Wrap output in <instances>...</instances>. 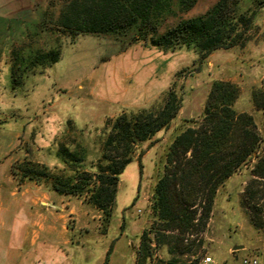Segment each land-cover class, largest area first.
<instances>
[{"label": "rangeland", "instance_id": "rangeland-1", "mask_svg": "<svg viewBox=\"0 0 264 264\" xmlns=\"http://www.w3.org/2000/svg\"><path fill=\"white\" fill-rule=\"evenodd\" d=\"M63 1L0 0V185L38 187L57 199L73 252L85 255L88 264H124L129 258L134 264H199L208 256L216 264H243L245 258H261L257 248L264 243V225L255 226L242 193L250 168L219 189L209 222L198 233L153 229V204L168 149L192 121L200 120L215 81L238 87L235 109L251 114L262 129L252 93L264 89V8L244 46L215 51L199 63L194 48L160 50L137 28L71 35L57 22ZM161 1L170 5L161 23L166 30L179 20L204 15L218 0H197L189 11L180 9L179 0ZM251 7L249 1L240 5L242 12ZM54 48L61 49L59 61L35 70L15 55L31 58ZM171 88L183 96L182 109L136 149L121 175L111 217L95 207L88 190L62 195L52 181H21L12 173L14 165L34 162L69 175L73 165L63 162L66 150L82 159L76 165L80 170L93 171L92 165L102 162L111 121L124 112L162 108ZM144 232L149 242L142 250ZM243 247L246 251L238 252Z\"/></svg>", "mask_w": 264, "mask_h": 264}, {"label": "trees", "instance_id": "trees-1", "mask_svg": "<svg viewBox=\"0 0 264 264\" xmlns=\"http://www.w3.org/2000/svg\"><path fill=\"white\" fill-rule=\"evenodd\" d=\"M243 1L252 4L244 12L240 8ZM196 3L197 0H179L184 11ZM165 5L161 0H65L57 22L71 35L137 28L145 32L144 40L160 50L194 48L201 63L215 51L244 46L255 17L264 8V0H218L204 15L179 20L162 30L161 23L170 11V5ZM60 50L38 51L31 58L15 55L35 70L57 63ZM239 93L234 83L215 81L200 120L192 121L175 137L155 187L153 212L157 223L153 229L177 230L181 234L203 231L219 189L244 168H250V180L242 192L244 203L255 226L264 225V89L252 93L253 104L263 118L262 129L251 114L235 109ZM182 105L183 96L171 88L162 108L138 109L117 116L108 129L102 162L92 165L93 171L80 170L76 165L82 159L66 150L63 162L73 165L69 175L34 162L14 165L12 173L21 176V181H52L53 189L62 195L88 190L95 207L111 217L121 175L134 161L136 149L167 128ZM148 242V233L144 232L142 250L148 248ZM139 260L138 257V263Z\"/></svg>", "mask_w": 264, "mask_h": 264}, {"label": "crops", "instance_id": "crops-1", "mask_svg": "<svg viewBox=\"0 0 264 264\" xmlns=\"http://www.w3.org/2000/svg\"><path fill=\"white\" fill-rule=\"evenodd\" d=\"M55 202L57 199L47 198L38 187L11 189L0 185V264L89 263L85 255L73 252L66 214ZM239 249L246 251L245 247ZM257 249L260 264H264V243ZM124 264H134V258Z\"/></svg>", "mask_w": 264, "mask_h": 264}, {"label": "built area", "instance_id": "built-area-1", "mask_svg": "<svg viewBox=\"0 0 264 264\" xmlns=\"http://www.w3.org/2000/svg\"><path fill=\"white\" fill-rule=\"evenodd\" d=\"M214 262H215L214 259L208 256L205 257L199 264H215ZM243 264H260V258L257 256L251 258H245Z\"/></svg>", "mask_w": 264, "mask_h": 264}]
</instances>
